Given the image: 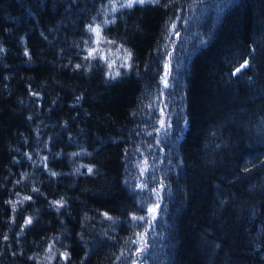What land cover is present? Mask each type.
<instances>
[{
  "label": "trees",
  "instance_id": "16d2710c",
  "mask_svg": "<svg viewBox=\"0 0 264 264\" xmlns=\"http://www.w3.org/2000/svg\"><path fill=\"white\" fill-rule=\"evenodd\" d=\"M127 2L0 0V264H264V0Z\"/></svg>",
  "mask_w": 264,
  "mask_h": 264
},
{
  "label": "rangeland",
  "instance_id": "374dc122",
  "mask_svg": "<svg viewBox=\"0 0 264 264\" xmlns=\"http://www.w3.org/2000/svg\"><path fill=\"white\" fill-rule=\"evenodd\" d=\"M91 29H98V32L93 31L95 34V38H94V47H93L92 51L101 50L102 55H103L105 52H107V49H105V47H104V48H102L103 49L102 50L101 46L105 45V46H108V48H109V44H105V42L101 38V35H100L101 28L99 25L96 24ZM110 53L111 52H109L110 58H108V65L109 66H111V67L115 66L117 63L120 64V62L123 61L124 55H125L123 52H120V51L115 52V54L113 56Z\"/></svg>",
  "mask_w": 264,
  "mask_h": 264
},
{
  "label": "snow or ice",
  "instance_id": "6c2138e0",
  "mask_svg": "<svg viewBox=\"0 0 264 264\" xmlns=\"http://www.w3.org/2000/svg\"><path fill=\"white\" fill-rule=\"evenodd\" d=\"M146 2H151V3H159V0H128L126 5H122V6H126V7H132L133 4H144ZM90 31H96L98 32V29H90ZM247 65V61H245L244 64H242L240 66V68H238L236 71L239 72L242 68H244ZM167 68V65L165 66ZM167 76V73H166ZM166 76H165V81H166ZM167 86V85H166ZM163 124V121L161 122ZM89 171H91V169H89ZM149 212H155L154 208H150ZM138 219H143V217H140Z\"/></svg>",
  "mask_w": 264,
  "mask_h": 264
}]
</instances>
